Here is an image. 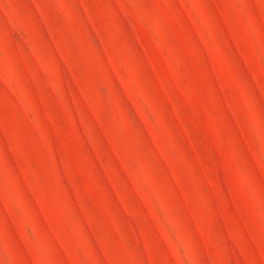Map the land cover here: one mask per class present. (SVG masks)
<instances>
[{"label": "rangeland", "instance_id": "obj_1", "mask_svg": "<svg viewBox=\"0 0 264 264\" xmlns=\"http://www.w3.org/2000/svg\"><path fill=\"white\" fill-rule=\"evenodd\" d=\"M0 264H264V0H0Z\"/></svg>", "mask_w": 264, "mask_h": 264}]
</instances>
